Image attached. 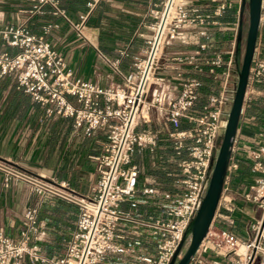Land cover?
<instances>
[{
    "label": "built area",
    "instance_id": "built-area-1",
    "mask_svg": "<svg viewBox=\"0 0 264 264\" xmlns=\"http://www.w3.org/2000/svg\"><path fill=\"white\" fill-rule=\"evenodd\" d=\"M99 1L84 3L78 23L70 19L59 0H23L8 20L0 9V76H11L16 88L28 94L44 116L69 118L71 128L84 136L98 129L105 131L100 152L89 156L97 178L87 194L74 192L65 181L54 183L42 177L38 178L42 182H30L39 199L55 196L77 207L75 227L63 239L62 253L40 252L36 242L43 225L37 219L39 204L27 205L16 236L0 229V264H22L24 256L32 264H167L205 193L234 94L235 37L246 0H154L157 8L150 9L154 21L149 26L153 34L146 40L144 56L134 57L133 72L122 73L117 58L98 51L122 79L121 84L108 86L73 75L65 56L45 39L58 28L56 21L43 22L38 33L26 25L32 15L44 13L47 7L52 16L61 17L80 33L81 23ZM230 10L233 20H223ZM261 23L264 0H260L258 29ZM225 35L229 38L224 41L231 47L221 50L219 37ZM190 37L196 39L190 52L161 54L165 44H190ZM156 39L160 52L152 57ZM255 51L254 44L247 82L259 81L264 73V58ZM160 59L172 62L171 81L154 75ZM180 64L191 72L183 74ZM148 76L152 83L146 89L144 78ZM203 77L211 80V87L206 85L209 89L199 103ZM151 120L166 122L169 128L159 123L155 128H138ZM256 128L255 144L244 148L254 176L243 199L259 211L250 224L252 235L239 242L225 230L210 231L209 225L197 248L205 251L203 241L210 237L215 250L232 255L224 264H264V126ZM162 140L171 167L160 166L162 182L151 174L140 185L139 169L130 156L155 152ZM233 142L234 138L220 195L226 179L238 168ZM0 172L2 186L7 187L14 174L1 167ZM240 245L243 251L238 249Z\"/></svg>",
    "mask_w": 264,
    "mask_h": 264
},
{
    "label": "crops",
    "instance_id": "crops-1",
    "mask_svg": "<svg viewBox=\"0 0 264 264\" xmlns=\"http://www.w3.org/2000/svg\"><path fill=\"white\" fill-rule=\"evenodd\" d=\"M86 1L83 0L82 3H78V0H59V3L66 10L67 15L72 18L75 13H80ZM106 1L109 0H100L91 9L86 19L81 23L80 33L74 31L73 27L61 17L52 16L48 12L47 7L43 8L44 13L34 14L26 22L32 32L38 33L39 27L43 22L56 21L58 28L52 29L45 36V39L54 49L65 56L67 64L72 69L75 77L95 82L100 86H108V84L105 81L103 82L104 79L100 73H96L92 69L94 54L99 57L101 62L107 64L101 58L98 51H114L113 53L118 59V67L120 65L119 69L123 72L129 69L134 71L132 66L134 57L142 58L144 56L143 51L148 48L146 40L151 36H143V33L138 30L149 28L150 24L154 21L150 9L157 8L153 7L154 0H110L109 3H106ZM0 4H2L0 5V9L3 8V4H7L5 8L8 7L9 10L5 8L2 10L4 11V20H8L11 12L18 5H23V0H0ZM104 14L108 17L104 16ZM33 18L35 19L32 20ZM103 19L111 23V29L104 30L99 27V23ZM189 42L190 44L182 45L165 44L163 48H166L168 51L163 55L188 53L194 47L193 43L196 42V39L190 37ZM255 45L256 54L264 58V28L260 29L259 27ZM171 64L172 62L170 61L165 62L160 59L154 75L161 76L166 81H171L173 75V70L170 68ZM107 66L111 67L109 64ZM179 68L183 74L191 72L186 65L180 64ZM112 71L116 73L113 68ZM157 71L159 73H156ZM203 87L204 85L200 89L199 97ZM262 112H264V73L259 81L247 82L246 84L233 142L235 148L233 156L238 162V168L229 179H226V189L222 191L219 197L214 217L209 227L210 231L211 229L225 230L239 242L246 241L251 237L252 230L250 229V224L257 219L259 214L254 204L243 199V193L254 176V173L249 170L244 148L255 144L254 132L257 129L256 126L259 124L264 126V121L261 118L263 116ZM142 113L145 115L144 110H142ZM49 119L52 120L50 126L47 125ZM58 124L61 125V128L57 127L58 137L52 146L50 141H44V138L51 133L54 134L53 130ZM73 130L70 126L69 118L56 115L44 116L39 105L34 103L28 94L16 88L15 81L11 76H0V159L12 158L15 160L14 163L27 162L29 165L42 168L47 165L52 166L58 153L61 156L68 152L69 155L65 157L67 159L63 167L67 165L71 167L73 159L80 157V160L83 159L80 165H83V168L86 170L92 169L93 166L87 158L100 152L104 136L101 135L100 140L95 142L93 140L97 137L95 133V135H92L93 138L90 137V140H85L86 142L82 144L81 140L84 138V135L74 136L72 134ZM97 145L99 149H97ZM77 167V165H74L72 168ZM0 178H2L1 172ZM58 179L65 181V178L58 177ZM85 186L82 185L80 187L77 182L76 188L79 189L80 187L83 192H86ZM89 187L87 190H89ZM16 188L19 187H13V190L10 189L8 191L9 195L7 197L10 200L12 199V202L8 203L11 204V208L6 207L8 198L6 199L0 193V229L5 234L13 237L18 232L22 211L25 207L21 202L24 195H20L19 190L17 191ZM69 189L78 194L84 195L85 193H80L73 188ZM87 193L88 191L85 194ZM32 195L36 196L38 200L34 204H39L37 219L43 223L41 234L36 242L41 247L40 252L42 254H55L51 249H55V246H58L60 242L63 243V239L74 229L77 212L76 215L68 212L72 216H67L69 225L68 228H65L59 222L52 221L50 215L52 205L47 204L43 207L42 201L45 198L39 199L35 193ZM71 204H68V207ZM72 206L76 207L74 204ZM61 220L58 221L61 222ZM203 244L207 246V249L205 251L201 249L197 250L188 264H224L225 261L232 258L231 254L225 255V253L215 250L211 244L210 237L204 239ZM238 249L243 251V245L238 246Z\"/></svg>",
    "mask_w": 264,
    "mask_h": 264
},
{
    "label": "rangeland",
    "instance_id": "rangeland-1",
    "mask_svg": "<svg viewBox=\"0 0 264 264\" xmlns=\"http://www.w3.org/2000/svg\"><path fill=\"white\" fill-rule=\"evenodd\" d=\"M82 1L83 0H78V3H82ZM234 1L235 0H232V2H234ZM109 2H110V0L106 1V3H109ZM0 5H2V4H0ZM5 6H7V4H3L2 9H4ZM5 9L9 10L8 7H6ZM232 13H233V10L228 11V13L222 19L225 21H228V22L232 21L233 20V17L231 16ZM104 16H107V15L104 14ZM34 19L35 18H33L32 20H34ZM70 19L74 23H78L80 21V19L78 18V14H76V13H75L74 17H72V18L70 17ZM26 25L28 26L27 23H26ZM247 25H248V8H247V5H244V8H243V11L241 14V38H240V51H239L238 63H240V58H241V55L243 53L245 33H246ZM110 26H111V23H109L105 19H103L102 22L99 23V27H101L104 30L111 29ZM231 27H232L231 30H228V31H231L230 39H232V36H233L232 34L234 32V24H232ZM263 28H264V23H261L260 29H263ZM79 29H80V27H79ZM74 31H76V30L74 29ZM138 31L143 33L142 34L143 36L153 34V32L148 27L145 29L143 28V29L138 30ZM228 38L229 37H227V35H225L224 38H221V36L219 37V45H218L219 49L224 50V49H229L231 47L230 42L224 41V40H227ZM166 51H168V50H166V48H163L161 51V54L162 55L165 54ZM119 68H120V66H119ZM92 69H94V71L96 73H100L101 77H103V79H104L103 82L105 81L108 85L121 84V82H122V79L120 78V76L118 74H116L115 72H113L112 68L107 66V64L101 62L99 57L95 54H94L93 62H92ZM95 72H93L94 75H96ZM129 72H133V70L129 69V70L124 71V72L122 71V73H124V74H127ZM156 73H159V71H157ZM203 81H204L205 85H204L203 89L201 90L199 101H198L199 103H201L203 101V99H204L203 95L205 94V91H207V89H209L206 85H209L211 87V80L210 79H208L207 77H203ZM214 83H216V82H214ZM262 113H263V116L261 118L264 121V112H262ZM157 123H159V126H162L164 128H169V126L166 122L163 123L160 120L159 121L151 120L148 124L147 123H140L138 125V128L147 127V126L155 128ZM95 133H96L97 137H95L93 140L96 142V141L100 140V137L102 135L101 129H99L97 132H94L93 134L89 135L88 137L89 138L92 137V135H95ZM72 134L74 136L75 135L78 136L81 134V132L79 130H77V131L73 130ZM219 142H220V138H219ZM159 143H160L158 145L160 147L159 149H162L161 153L159 151H158V153L157 152H152V153L141 152L140 154L135 152L130 156V162L136 164L138 169H139L138 183L140 185H145L146 181L144 180V177L149 176L151 174L153 176H155V178L158 181L162 182V178H163L162 172L163 171L160 168V166L164 165L165 167H171V166H168V165H170L169 161L171 159L170 153L168 150H166V148H164L165 147L164 145H166V142L162 140ZM97 147H98L97 149H99L98 145H97ZM68 155H69L68 152L64 153L61 156H60V153H58L57 158H56V160L52 166L47 165V166H44L42 168L41 167H35L33 165H29V164H27V162H24V163L23 162H16V163H14L15 160L12 158L4 159V160L0 159V167L8 169L14 174L10 184L7 187L2 186V178H0V193H2L3 197H6V199H7L8 198L7 196L9 195L8 191L10 189L13 190V187L18 186L19 188H16V190L17 191L19 190L20 195H22V196L24 195L21 199V202L24 204V206H27V205L32 204V203L34 204V203L38 202V200L36 199V196L32 195L34 192L31 191L32 185L30 184V182L31 181L42 182V181H39L38 178L43 177L47 181H52L54 183H57L60 181V179H58V173H60V174L64 173L65 174V177H61V178L62 179L65 178V183H66L65 186L66 187L73 188L80 193H84L85 191L83 192L80 187L82 185H86L85 190L87 192L88 187L91 186L92 184H94V182L97 178V173L95 171L93 160L90 158H87L93 166L92 169H88V170L84 169L83 165H80L81 161L83 162V159L80 160V157H76L75 159H73V162H72L73 166L74 165L78 166L77 168H72L73 167L72 165H71V167H68V165L63 167V164L65 163V160L67 159L65 157H68ZM77 182L80 185L79 189L76 188ZM4 189H6V190H4ZM59 191L67 194L66 190L59 189ZM4 192L6 193V195ZM27 193H29L28 197H27ZM54 197L55 196H50V195L47 196L45 198V200L42 201V203H43L42 205H43V207H45V205H47V204L52 205V211L50 214L52 221L59 222V224H62L63 227L68 228L69 222H68L67 216L71 215L68 212H72V213H74V215H76L77 208L72 206L73 204H71V202L69 203V201H66V200H64L62 198H58V197H55V200H54ZM56 199H60V200H56ZM9 202H12V199L11 200L9 198L7 199V204H6L7 208H11V204H8ZM68 204H71V206L69 205V207H68ZM0 208H1V206H0ZM69 208H70V210H68ZM257 212H258V210H257ZM61 218H62V220H61ZM58 220H61V222ZM187 243H188V237H186V239L183 241L182 247H181L177 257H179L181 255V253L183 252ZM62 246H63V243L60 242V244L58 246H55V249H51V251L55 254H61L63 251ZM39 250H41L40 246H39ZM45 250H47V249H45ZM22 264H32V263L28 260L27 256H24Z\"/></svg>",
    "mask_w": 264,
    "mask_h": 264
},
{
    "label": "water",
    "instance_id": "water-1",
    "mask_svg": "<svg viewBox=\"0 0 264 264\" xmlns=\"http://www.w3.org/2000/svg\"><path fill=\"white\" fill-rule=\"evenodd\" d=\"M244 0H242L243 2ZM248 8V25L245 33L243 53L239 60L241 20H238L234 45V64L236 67V83L221 139L213 160L211 173L205 193L194 216L190 219L181 240L177 244L167 264H188L204 238L212 221L215 207L219 199L226 165L230 156L232 141L238 123L244 92L247 84L248 70L253 54L258 23L260 0H246ZM188 237V243L183 252L177 257L183 241Z\"/></svg>",
    "mask_w": 264,
    "mask_h": 264
},
{
    "label": "trees",
    "instance_id": "trees-1",
    "mask_svg": "<svg viewBox=\"0 0 264 264\" xmlns=\"http://www.w3.org/2000/svg\"><path fill=\"white\" fill-rule=\"evenodd\" d=\"M102 54H104L105 56H107L108 58H110V59H113V58H117V56H115V54L113 53L114 51H100ZM120 66V65H119ZM205 93H206V91H205ZM204 96V95H203ZM47 118H50V117H47ZM52 120L51 119H49L48 121H47V125H51L52 124V122H51ZM63 121V120H62ZM61 124V123H60ZM60 124H58V125H56L55 126V129L53 130V132H54V134H50V135H48V136H46L45 138H44V141H50V143L52 144V146L54 145V141H55V139L58 137V128L61 126ZM58 127V128H57ZM61 128V127H60ZM99 130V129H98ZM98 130H96V132L98 131ZM101 134H102V136H104L105 135V131H104V129H101ZM85 140H90V138L88 137V136H84V138L81 140V142H82V144L84 143V142H86ZM160 144V143H159ZM158 144V145H159ZM160 147L159 146H157V150L155 151V152H157L158 153V151L161 153L162 152V149H159ZM87 154H89V153H87ZM58 177L60 178V177H64V173H58Z\"/></svg>",
    "mask_w": 264,
    "mask_h": 264
},
{
    "label": "bare ground",
    "instance_id": "bare-ground-1",
    "mask_svg": "<svg viewBox=\"0 0 264 264\" xmlns=\"http://www.w3.org/2000/svg\"><path fill=\"white\" fill-rule=\"evenodd\" d=\"M81 29V28H80ZM160 52V44H159V41L158 39H156V41L154 42V45H153V49H152V53H151V56L152 57H156ZM143 65L145 64V62L142 63ZM149 64V63H148ZM145 69H147V66L145 67ZM151 78L148 76V77H145L144 78V84L146 85V89L150 86V84L152 83L151 82ZM141 85V84H140ZM143 110V109H141ZM143 114V113H142Z\"/></svg>",
    "mask_w": 264,
    "mask_h": 264
}]
</instances>
